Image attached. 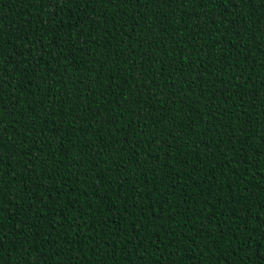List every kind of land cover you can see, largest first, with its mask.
Returning <instances> with one entry per match:
<instances>
[{
    "label": "trees",
    "instance_id": "trees-1",
    "mask_svg": "<svg viewBox=\"0 0 264 264\" xmlns=\"http://www.w3.org/2000/svg\"><path fill=\"white\" fill-rule=\"evenodd\" d=\"M0 264H264V0H0Z\"/></svg>",
    "mask_w": 264,
    "mask_h": 264
}]
</instances>
